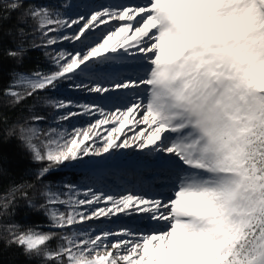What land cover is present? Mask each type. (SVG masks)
Wrapping results in <instances>:
<instances>
[{"label": "snow or ice", "instance_id": "6c2138e0", "mask_svg": "<svg viewBox=\"0 0 264 264\" xmlns=\"http://www.w3.org/2000/svg\"><path fill=\"white\" fill-rule=\"evenodd\" d=\"M22 7L4 4L9 13ZM24 17L42 41L31 47L52 49L45 55L56 70L14 72L9 102L65 82L94 96L46 98L57 126L38 127L43 115L20 126V140L45 165L37 178L121 149L138 150L157 175L152 194L48 186L45 202L29 207L58 231L9 225V245L42 264H264V0H143L75 17L37 4ZM64 41L79 48L54 47ZM27 51L21 43L3 54L22 61ZM76 116L91 122L64 127ZM121 215L131 223L119 229L88 223Z\"/></svg>", "mask_w": 264, "mask_h": 264}, {"label": "trees", "instance_id": "16d2710c", "mask_svg": "<svg viewBox=\"0 0 264 264\" xmlns=\"http://www.w3.org/2000/svg\"><path fill=\"white\" fill-rule=\"evenodd\" d=\"M59 0H23V7L17 11L7 12L4 10L6 0H0V15L8 17L0 21V197L8 196L13 189L16 191L15 200L8 209L0 208V264H41V259L28 256L24 250L15 244L9 245V233L7 225H18L21 230L40 226L38 230L49 229L48 221L44 218L41 210L29 207V201L37 205L40 199L33 200V195L43 190L40 180L37 178L38 171L44 167V164L33 160L32 154L26 149L19 138L20 126H26L33 122V115H43L45 105L42 99L60 96V89L55 91H45L40 93L39 105L33 99L28 98L19 105H12L10 97L4 95V90L11 83L13 73H32L35 71L51 72L52 64L49 63L44 55L43 47L32 48L35 42L42 44L39 39V32L36 34L32 28L31 19L23 16L24 11L29 5L57 6L65 11L62 5H58ZM67 4V0H65ZM23 28L26 35H21L19 29ZM38 35V36H37ZM21 43L28 49L20 59H12L4 55V50L15 49ZM45 50V49H44ZM49 95V96H48ZM13 135H8L9 131ZM46 182L66 183L77 186L84 181V172L82 170H73L64 168L63 171L50 173L42 179ZM26 192L25 198L22 193ZM38 202V203H37ZM24 226V227H21ZM51 231V230H50ZM54 231V230H52Z\"/></svg>", "mask_w": 264, "mask_h": 264}, {"label": "rangeland", "instance_id": "374dc122", "mask_svg": "<svg viewBox=\"0 0 264 264\" xmlns=\"http://www.w3.org/2000/svg\"><path fill=\"white\" fill-rule=\"evenodd\" d=\"M89 1L91 0H67V4L69 5V8L65 9V11L62 10V8L60 7L59 8L62 14L64 12H67L69 15L75 17L77 13H88L92 10H99L102 5L110 7L111 5L116 4V3L135 4V3H141V1L143 0H99L101 4L99 7L95 9H89V7H87V3ZM57 4L58 5L65 4V0H59ZM50 7L52 9L58 8L57 6H54V5H51ZM84 10H87V11L83 12ZM31 23H32V28L34 30L36 27V23L32 19H31ZM36 34H38V32H36ZM39 36H40V33H39ZM54 47L56 49H65L68 51H73L74 48H79V44L73 45L72 43L64 41L63 43H60ZM51 50L52 49H45V50L43 49L44 55H45V51H51ZM46 59L47 61H49V63H51L50 59L47 56H46ZM55 70L56 69L52 67V71H55ZM82 79L85 80L87 79V77H82ZM88 82L89 81L87 79L86 83ZM58 89H60L59 91L62 93L60 94V96L54 94L56 98L69 99V100L76 101V102H88L94 99V96L89 95L86 92L70 89L66 82L60 84ZM40 96L41 95L39 93L38 98L36 96L29 97L35 101L36 107H40L39 101H38L40 100ZM45 99L40 100L42 101L44 105H45L44 103ZM44 116L47 118L46 122H42L38 124L37 125L38 127H41L47 130L49 126L51 127L57 126L54 122L55 117L57 116V113L51 107L45 106ZM90 122L91 121L88 117L76 116V117L71 118L69 121H65L64 127L68 129H72L73 127L84 128ZM33 123L34 122H31L25 127H28L32 125ZM106 156H108L109 160L105 159L104 164L97 166L98 161L100 159L105 158ZM118 156L119 158L115 159V157H118ZM149 167L150 165L142 157V155L139 154L138 150L134 151L131 149H121L118 152H113L112 154L106 153V154H103L102 156L85 157L83 163L76 164L75 167H70V168H72L73 170H79L78 168H80L82 170H85L84 172H86L85 182L84 183L82 182L81 184L76 186L79 189L81 195L89 187H91L94 191H97V192L102 191L105 194H107L108 192H115L116 190H119V189L126 190L128 185H132L133 187H135V189L137 187L141 188L142 190L138 191L140 193L146 192L148 194H152L151 191H149V185L153 182L152 177L157 175V173L155 170L149 172L148 171ZM141 175L144 177V179L142 180L139 179ZM40 184L43 188L42 192L39 194L37 191L33 195L34 197L33 200L40 199V202L39 204H37V206L45 202L44 192L46 191L48 186H51L54 191H58L60 193H67L66 186L68 184L66 183L46 182L45 180L43 181L40 180ZM162 191L167 192V189H162ZM40 210H41V213H43L44 218L48 221V218L45 212L42 209ZM61 210H63V208ZM88 223L93 224L91 221H89ZM48 225H49V221H48ZM8 226L9 225H7V227ZM106 226L107 228H112V225L110 224ZM21 227H24V226H21ZM47 227L49 228V229H46L48 231L50 230L58 231L57 229H52L49 226ZM115 229H119V228H115ZM39 231L46 232L45 230H39ZM58 243L59 241L57 239H53L52 241H50V246L54 248L57 246ZM41 264H42V260H41Z\"/></svg>", "mask_w": 264, "mask_h": 264}, {"label": "bare ground", "instance_id": "6f19581e", "mask_svg": "<svg viewBox=\"0 0 264 264\" xmlns=\"http://www.w3.org/2000/svg\"><path fill=\"white\" fill-rule=\"evenodd\" d=\"M141 3H143V1H141ZM100 1L99 0H91V1H89L88 3H87V7H89V9H95V8H97V7H99L100 6ZM85 11H87V10H84L83 12H85ZM113 23H115V22H113ZM87 81V79H85V82ZM131 150H133V149H131ZM119 158V156L118 157H115V159H118ZM134 158H136V157H134ZM109 160L108 159V156H106L105 158H103V159H100L99 161H98V163H97V166H100V165H102V164H104V160ZM139 179H144V177L141 175L140 177H139ZM127 190H130V191H132V192H134V193H140V192H138V191H141L142 189L141 188H139V187H137L136 189H135V187H133L132 185H128L127 186V189L126 190H116L115 192H108L107 194H112V195H116V194H123V193H125ZM150 191V190H149ZM151 193H152V191H151ZM94 225H96L97 227H100V228H107V226L106 225H108V224H110V225H112V228L113 229H115V228H120L122 225H124V224H127V223H131V221H129V220H127L125 217H123L122 215L120 216V217H113V219L109 222V221H103V222H101V221H91ZM105 225V226H104Z\"/></svg>", "mask_w": 264, "mask_h": 264}]
</instances>
